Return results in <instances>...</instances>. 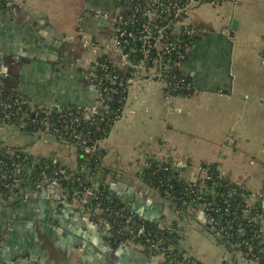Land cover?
<instances>
[{
  "label": "crops",
  "instance_id": "crops-1",
  "mask_svg": "<svg viewBox=\"0 0 264 264\" xmlns=\"http://www.w3.org/2000/svg\"><path fill=\"white\" fill-rule=\"evenodd\" d=\"M17 15L0 13V69L4 89L36 105L88 108L95 102L90 68L98 55L85 40H111L117 0H20ZM188 22L197 30L183 72L196 94L168 102L154 83L129 95L122 120L102 146L114 194L140 217L181 227L182 247L201 264H260L233 257L205 225L179 219L171 205L137 178L145 161L173 159L194 178L202 165L244 185L249 204L264 209V0H225L195 7ZM114 33V32H113ZM0 142L36 156H52L76 168L72 145L34 144L28 134L0 128ZM77 200L53 186L21 187L0 196L2 264H161L140 244L110 243Z\"/></svg>",
  "mask_w": 264,
  "mask_h": 264
},
{
  "label": "trees",
  "instance_id": "trees-1",
  "mask_svg": "<svg viewBox=\"0 0 264 264\" xmlns=\"http://www.w3.org/2000/svg\"><path fill=\"white\" fill-rule=\"evenodd\" d=\"M137 57V54L133 56L134 59ZM132 70L129 68L127 72L120 73L124 75ZM120 97V94H115L109 112L95 116L92 122L82 118L83 112L79 107L70 105L72 108L66 110L72 113L71 118H81L77 130L82 139L87 138L90 145L101 142L92 155L85 154L69 143L79 154L78 164L74 169L52 156H36L22 147H8L0 142V196L9 197L26 185L35 188L36 184L47 178L56 180L62 194L70 200L79 201L83 193L93 192L97 198L89 201L84 208L91 220L105 233L108 242L138 243L146 255H161V264H201L182 247L181 227L177 222L168 225L162 221L140 217L120 196L114 194L104 177L110 170L104 164L102 144L112 132L114 120L125 108ZM0 99H19L22 106L20 112H16V107L10 111L11 118L7 120L5 127H13L26 134L43 129L41 109L36 107L37 112L30 114L31 106L23 103L26 101L25 96L16 91L4 90ZM25 113H29L30 117H24ZM2 116L3 113L0 112V118ZM25 122L27 126L22 127L21 124ZM53 123L60 132L55 136L58 143H62V140L73 142L70 130L74 127L66 130L65 124L58 121L57 117L53 119ZM144 164L137 172V178L154 195L168 202L179 219H195L200 211H204L209 220H212L211 223H206V229L217 237L229 254L233 257L240 254L246 260L264 264V209L260 202L249 204L251 192L244 185L224 176L217 164L202 165L206 175L198 174L195 184L186 175V168L177 166L173 159L160 160L152 157ZM60 170H64V173H60ZM102 220L111 223L109 231H105L100 225Z\"/></svg>",
  "mask_w": 264,
  "mask_h": 264
},
{
  "label": "built area",
  "instance_id": "built-area-1",
  "mask_svg": "<svg viewBox=\"0 0 264 264\" xmlns=\"http://www.w3.org/2000/svg\"><path fill=\"white\" fill-rule=\"evenodd\" d=\"M117 1L124 5V10L119 15L108 19L113 25V38L103 44L93 40H85L83 43L84 47L91 48L93 53L98 55L89 72L95 90V102L88 108L79 107L83 112L82 118L90 122L95 116L109 112L115 94L121 95L120 102H124V106H126L129 102L130 92L139 86L148 87L154 83L160 84L168 102H171L175 97L188 98L196 94L194 84L183 72L192 39L197 35L196 28L188 22V18L197 6L207 3L218 5L224 2V0ZM20 9V0H0V13L17 15ZM135 54L138 55L137 59L133 58ZM129 68L133 69L132 72L125 73L126 76L125 74L121 75L120 72H127ZM5 75V71L0 69V95L5 90L3 83ZM23 103L31 106L30 114L36 113V107H38L43 115V129L28 134L35 145L57 142L55 138L60 132L53 123L55 117L65 124L66 130L69 131L74 127L70 130L73 142L62 140L60 144L70 145L69 143H72L77 146V149L88 155H92L97 150V146L101 144L100 141H97L90 145L87 138H81L82 135L77 130L81 118H71L72 113L67 112L72 107L36 105L27 98ZM20 104L19 99L13 101L0 99V112L3 113L0 118L1 129L5 128L7 120L11 118L10 111L14 107H16V112L22 111ZM123 112L114 120V128L122 120ZM30 114L25 113L24 117L29 118ZM33 117L35 116L33 115ZM21 125L26 127L27 122ZM176 165L181 167L180 163L176 162ZM59 172L64 173V170ZM198 174L206 175V172L200 168ZM197 180L198 175L190 178L194 184ZM46 185L59 187L56 180L47 178L44 179V182L36 184L35 189L41 190ZM90 196L92 199L97 198L93 192L87 191L82 194L78 202L85 206L89 202ZM204 214L207 223L208 221L211 223L212 220H209V216L205 212ZM100 225L105 231L111 229V223L107 220H102ZM160 227L162 228L161 225Z\"/></svg>",
  "mask_w": 264,
  "mask_h": 264
},
{
  "label": "flooded vegetation",
  "instance_id": "flooded-vegetation-1",
  "mask_svg": "<svg viewBox=\"0 0 264 264\" xmlns=\"http://www.w3.org/2000/svg\"><path fill=\"white\" fill-rule=\"evenodd\" d=\"M114 29H113V27H111V29H110V34H111V38H113V36H114Z\"/></svg>",
  "mask_w": 264,
  "mask_h": 264
},
{
  "label": "water",
  "instance_id": "water-1",
  "mask_svg": "<svg viewBox=\"0 0 264 264\" xmlns=\"http://www.w3.org/2000/svg\"><path fill=\"white\" fill-rule=\"evenodd\" d=\"M88 199H89V201H91V199H92V196H90Z\"/></svg>",
  "mask_w": 264,
  "mask_h": 264
},
{
  "label": "rangeland",
  "instance_id": "rangeland-1",
  "mask_svg": "<svg viewBox=\"0 0 264 264\" xmlns=\"http://www.w3.org/2000/svg\"><path fill=\"white\" fill-rule=\"evenodd\" d=\"M177 162V161H176ZM178 163V162H177ZM223 174V173H222ZM224 175V174H223ZM224 176H226V175H224Z\"/></svg>",
  "mask_w": 264,
  "mask_h": 264
}]
</instances>
